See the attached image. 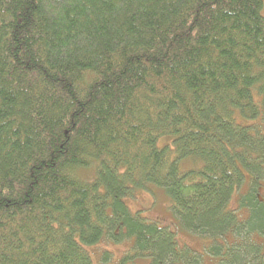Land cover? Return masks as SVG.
Returning <instances> with one entry per match:
<instances>
[{
  "label": "trees",
  "instance_id": "1",
  "mask_svg": "<svg viewBox=\"0 0 264 264\" xmlns=\"http://www.w3.org/2000/svg\"><path fill=\"white\" fill-rule=\"evenodd\" d=\"M261 6L0 0V264H264ZM151 188L178 225L129 210Z\"/></svg>",
  "mask_w": 264,
  "mask_h": 264
},
{
  "label": "rangeland",
  "instance_id": "2",
  "mask_svg": "<svg viewBox=\"0 0 264 264\" xmlns=\"http://www.w3.org/2000/svg\"><path fill=\"white\" fill-rule=\"evenodd\" d=\"M261 1L262 6L260 12L264 17V0ZM163 140H165L164 137L158 141V144L160 145V141L163 142ZM81 175L86 178L91 176L87 179L89 181L94 177V174L92 175L91 171H83L81 172ZM256 183H260V181L257 180ZM261 185L263 186L262 183ZM246 187H248V185L244 183L241 186V191L243 192ZM259 191L262 194L260 198L264 199V189L259 188ZM136 192L137 193L134 195H128L130 197H124V201L132 213L137 211L138 215L146 220L157 219L169 226L178 225L176 218L172 214V211L168 209L169 201L164 190L151 188V191L137 190ZM236 206L237 196H235V198H233L231 201V207L235 208ZM238 213L242 216H246L247 209L240 208L238 209ZM176 239L181 246L184 245L187 247V249L202 255L205 260L209 259L203 249V245L206 246L208 244L207 239L192 235L181 228L177 229ZM129 246L130 242H125L124 240L120 241V243L102 244L99 246L98 250H91V252L94 253L91 260L93 264H133L130 260L122 259L123 253L128 249ZM144 262L146 263L147 261Z\"/></svg>",
  "mask_w": 264,
  "mask_h": 264
},
{
  "label": "bare ground",
  "instance_id": "3",
  "mask_svg": "<svg viewBox=\"0 0 264 264\" xmlns=\"http://www.w3.org/2000/svg\"><path fill=\"white\" fill-rule=\"evenodd\" d=\"M171 231V230H170ZM174 231V230H173ZM184 246V245H183Z\"/></svg>",
  "mask_w": 264,
  "mask_h": 264
}]
</instances>
